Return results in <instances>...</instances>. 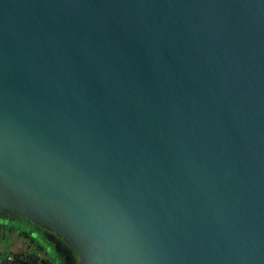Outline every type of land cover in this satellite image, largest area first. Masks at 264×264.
<instances>
[{
	"label": "water",
	"instance_id": "1",
	"mask_svg": "<svg viewBox=\"0 0 264 264\" xmlns=\"http://www.w3.org/2000/svg\"><path fill=\"white\" fill-rule=\"evenodd\" d=\"M0 212L78 264H264V0H0Z\"/></svg>",
	"mask_w": 264,
	"mask_h": 264
},
{
	"label": "flooded vegetation",
	"instance_id": "2",
	"mask_svg": "<svg viewBox=\"0 0 264 264\" xmlns=\"http://www.w3.org/2000/svg\"><path fill=\"white\" fill-rule=\"evenodd\" d=\"M3 247L10 249L12 258L28 259L13 264H78L74 249L55 232L19 215L0 212L1 254L6 252Z\"/></svg>",
	"mask_w": 264,
	"mask_h": 264
},
{
	"label": "rangeland",
	"instance_id": "3",
	"mask_svg": "<svg viewBox=\"0 0 264 264\" xmlns=\"http://www.w3.org/2000/svg\"><path fill=\"white\" fill-rule=\"evenodd\" d=\"M4 248V250L6 251V252H4L3 254H1L0 253V264H10V263H14L15 262V260L17 261V260H28V259H25L24 258V256L23 257H21V258H17L16 257V259L15 258H12V256H10L9 255V252H10V249L8 248V247H3ZM27 262V261H26Z\"/></svg>",
	"mask_w": 264,
	"mask_h": 264
}]
</instances>
